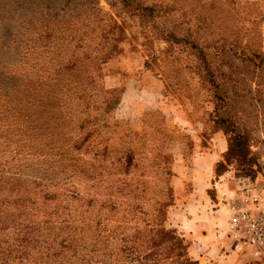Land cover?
Segmentation results:
<instances>
[{
  "label": "rangeland",
  "instance_id": "1",
  "mask_svg": "<svg viewBox=\"0 0 264 264\" xmlns=\"http://www.w3.org/2000/svg\"><path fill=\"white\" fill-rule=\"evenodd\" d=\"M239 179L264 192V0H0V201L93 221L71 264H139L156 219L192 264H264L226 236Z\"/></svg>",
  "mask_w": 264,
  "mask_h": 264
},
{
  "label": "trees",
  "instance_id": "2",
  "mask_svg": "<svg viewBox=\"0 0 264 264\" xmlns=\"http://www.w3.org/2000/svg\"><path fill=\"white\" fill-rule=\"evenodd\" d=\"M124 7V10L137 13L141 10L143 15L150 13L147 8ZM218 122L225 127L226 120ZM223 156L227 163L233 160L239 164L252 163L247 160L245 140L235 134L228 137ZM26 203L30 201L22 197L12 203L7 199L0 201V264H71L69 257L79 256L77 240L93 230V221H85V218L76 221L65 213H59L57 221H44L38 211L30 213ZM156 221L157 224L148 226L147 231L139 228L127 239L139 245L131 248L136 261L139 264H192L187 254L190 246L174 230L165 228L160 219ZM53 230H57V234H53ZM87 261L91 264L93 258Z\"/></svg>",
  "mask_w": 264,
  "mask_h": 264
},
{
  "label": "built area",
  "instance_id": "3",
  "mask_svg": "<svg viewBox=\"0 0 264 264\" xmlns=\"http://www.w3.org/2000/svg\"><path fill=\"white\" fill-rule=\"evenodd\" d=\"M236 191L226 201V236L234 252L264 257V192L253 181L239 179Z\"/></svg>",
  "mask_w": 264,
  "mask_h": 264
},
{
  "label": "crops",
  "instance_id": "4",
  "mask_svg": "<svg viewBox=\"0 0 264 264\" xmlns=\"http://www.w3.org/2000/svg\"><path fill=\"white\" fill-rule=\"evenodd\" d=\"M198 177H199V176L197 175V177L194 176V178H193L194 186H195V187H205V186L201 185V184L198 182ZM197 182H198V183H197ZM196 191H197V189H196ZM190 202H193V203L195 204V203H198L199 201H198V200H192V199H191V196H190V198H189V203H190ZM189 203H188V205H189ZM186 206H187V205H186ZM193 206H195V205H193ZM192 221H193V226L195 227V228H194L195 233H196L197 231H200V227H201L200 224H197V223L195 222V219H193Z\"/></svg>",
  "mask_w": 264,
  "mask_h": 264
}]
</instances>
